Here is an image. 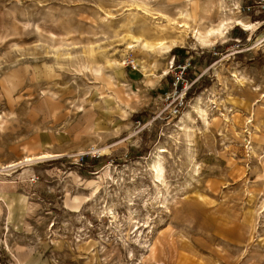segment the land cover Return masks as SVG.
I'll return each mask as SVG.
<instances>
[{
    "label": "rangeland",
    "instance_id": "1",
    "mask_svg": "<svg viewBox=\"0 0 264 264\" xmlns=\"http://www.w3.org/2000/svg\"><path fill=\"white\" fill-rule=\"evenodd\" d=\"M261 16L264 0H0V264H264ZM226 17L260 24L201 45Z\"/></svg>",
    "mask_w": 264,
    "mask_h": 264
},
{
    "label": "bare ground",
    "instance_id": "2",
    "mask_svg": "<svg viewBox=\"0 0 264 264\" xmlns=\"http://www.w3.org/2000/svg\"><path fill=\"white\" fill-rule=\"evenodd\" d=\"M260 23H250V22H244L242 19L240 18H234V17H226V18H222L220 20V22L218 23L217 27L216 28H209L208 30H206L205 32L201 33L199 32L198 30L196 31V38L197 40L199 41V43L201 45H204V46H208V45H211V44H214L215 43V40L218 38V37H222L224 33H226V31L228 29H232V27H240L241 29H243L244 31H254L257 29V26L259 25ZM178 28H180L181 31H186L189 26L187 23H183V24H180L178 26ZM182 36V35H181ZM145 46V44H144ZM129 47V46H128ZM132 47V46H131ZM130 48V47H129ZM159 49L161 51L165 50L166 52H168L170 49L169 46H163L161 43L159 44ZM57 154V153H56ZM52 155L51 153L48 154L47 152L46 153H40L38 155H31V156H25L23 158V160L21 162H17V163H11V164H7V166L5 168H12L16 165H18L19 163H22V162H31V161H34V160H44V159H49V158H53V157H57L58 155ZM105 153L103 150H101V154L100 156H104ZM162 170H163V167L161 165V158L158 157L157 159H155L153 161V164H152V173L154 175V177L158 180L161 179V173H162ZM3 202V201H2ZM1 202V203H2ZM110 213V212H109ZM132 217V216H131ZM130 220V219H129ZM9 248V247H8ZM7 249V248H6Z\"/></svg>",
    "mask_w": 264,
    "mask_h": 264
},
{
    "label": "trees",
    "instance_id": "3",
    "mask_svg": "<svg viewBox=\"0 0 264 264\" xmlns=\"http://www.w3.org/2000/svg\"><path fill=\"white\" fill-rule=\"evenodd\" d=\"M264 16H261L259 19H261L262 21H264L263 19ZM235 36L240 39V41H245L246 39V33L243 32L242 30L236 28V34ZM264 63H262L260 60H259V57L255 58L254 60H251L248 62V66H251V67H255V66H262Z\"/></svg>",
    "mask_w": 264,
    "mask_h": 264
},
{
    "label": "built area",
    "instance_id": "4",
    "mask_svg": "<svg viewBox=\"0 0 264 264\" xmlns=\"http://www.w3.org/2000/svg\"><path fill=\"white\" fill-rule=\"evenodd\" d=\"M260 7L263 8L262 5ZM246 10L248 12H250L251 11V7H247ZM172 74H173V72H172ZM174 77H175V82H176V86L175 87L177 88L179 86L178 84L179 83L182 84V82L184 81V70L182 69L178 73L174 74ZM182 94H183V96H185L186 92L184 91ZM179 109H180V107L177 108V113H178Z\"/></svg>",
    "mask_w": 264,
    "mask_h": 264
},
{
    "label": "crops",
    "instance_id": "5",
    "mask_svg": "<svg viewBox=\"0 0 264 264\" xmlns=\"http://www.w3.org/2000/svg\"><path fill=\"white\" fill-rule=\"evenodd\" d=\"M34 161H36V160H34ZM32 162V161H31Z\"/></svg>",
    "mask_w": 264,
    "mask_h": 264
}]
</instances>
